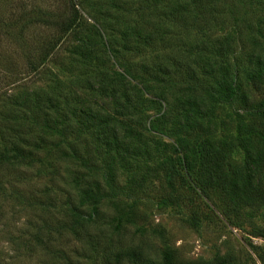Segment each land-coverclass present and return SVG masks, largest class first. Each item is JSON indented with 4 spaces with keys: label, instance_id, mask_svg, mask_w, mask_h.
I'll use <instances>...</instances> for the list:
<instances>
[{
    "label": "rangeland",
    "instance_id": "rangeland-1",
    "mask_svg": "<svg viewBox=\"0 0 264 264\" xmlns=\"http://www.w3.org/2000/svg\"><path fill=\"white\" fill-rule=\"evenodd\" d=\"M68 1L0 0V29L7 26L17 33L21 10L38 9L59 21L67 14ZM107 1L95 0L88 12L81 11V37L88 42L94 38L92 43L99 47L75 53L67 39L39 69L40 74L27 73L26 55L39 61L42 46L57 34L55 28L35 25L17 34L24 47L0 35V151L4 131L8 137L28 135L29 143L39 148L31 165L0 164V264H116L113 257L106 259L108 252L130 251L140 255L141 263L123 257L120 264H163L166 257L182 263L221 264L219 259H227V264H264V237L258 236L264 234V162L259 161H264V146L252 132L264 105V41L255 35L258 27L264 30V0L236 5L233 16L227 7L230 3L216 0L207 7L211 13L191 12L193 19L199 17L197 22L186 13L185 21L174 23L162 15L152 22L153 17L138 12L137 0H129L124 4L126 12L114 11L111 16L107 11L108 24L103 27L87 13L104 11ZM151 22L163 31L154 37V44L143 47L134 44L132 37L124 50L120 47L122 31H131L128 37L136 33L144 37ZM109 47L117 49L118 59ZM223 62L239 63L220 79L238 89L236 103L240 104H228L223 89L217 88L219 77L213 68ZM158 63L171 74L170 82L160 78L138 84L130 79L137 85L130 89L139 112L130 118L132 125L149 126L161 114L182 111L186 116L173 129L165 125L161 133L129 143L139 152L129 166H116L115 173L116 184L122 187L133 179L127 196L115 199L105 177L92 174L110 198L97 206L82 204L80 178L87 171L80 161H91L92 167L102 161L96 153L102 144L95 141L92 130L83 128L84 123L99 115L100 120L113 116L124 121L109 100L113 97L101 91L103 76L128 70L146 81ZM7 64L14 66L15 74L5 71ZM143 68L151 75L143 74ZM54 94L58 109L39 105ZM22 99L29 101L26 111L18 108ZM177 130L190 143L210 141L228 154L234 175L230 173L227 195L217 187L202 193L193 181L180 177L185 172L179 167L182 174L171 173L176 155L182 156L175 150L185 143L173 134ZM120 137H125L122 129ZM198 168L196 164L194 169ZM80 205L72 216L69 210Z\"/></svg>",
    "mask_w": 264,
    "mask_h": 264
},
{
    "label": "trees",
    "instance_id": "trees-1",
    "mask_svg": "<svg viewBox=\"0 0 264 264\" xmlns=\"http://www.w3.org/2000/svg\"><path fill=\"white\" fill-rule=\"evenodd\" d=\"M124 1V2H122ZM129 0H108L109 3L108 6H106L103 10L95 13L94 15L87 13V16L89 19L93 20L97 25L99 26H105L108 23L106 22V19L108 18L107 11L112 14L114 11H125L124 5ZM141 6L138 8V12L141 13L142 16L151 18L153 17L154 23L155 21H158V18H165L166 21L170 23H174L175 21H185L184 15L186 13H189V16L192 17V22H197L195 19H198L199 17L193 19L192 11L194 12H209L211 11L207 9V7H212L213 4L216 2V0H137ZM226 3H230L228 7V11L232 14V10L236 5H242L245 6L248 3H254L260 2L261 0H225ZM95 2V0H77L76 3H74L72 0H69V8L66 15H63V18L59 21H53L51 18H48V15L45 12H41L38 9L36 11H26L21 10L20 15L18 17V29L16 30L17 33H13L10 27L3 26V29H0V35L6 36L10 39H13L15 43L21 44L22 47H24L23 42L19 39L17 34L22 33L24 30L33 27L35 25L39 26H45L48 28H55L57 30V34L53 36L52 39H50L46 45L42 46L41 48V55L39 61H34L30 57L26 55V67H27V73L28 74H40V68L44 65L46 60L58 49L60 46L64 43L65 40H70V46L74 49V52L77 53L80 51L86 50L87 47L92 46H98L100 44L98 43H92L94 41V38H92V41L83 40L80 34V28L84 25L81 21H83V15L81 14V11L84 13V11L88 12V8L92 6L91 4ZM221 2V0L219 1ZM218 2V3H219ZM171 3V6H170ZM20 4V3H19ZM94 4V3H93ZM68 6V5H67ZM23 7V6H20ZM162 7V9H160ZM168 10V11H167ZM105 12V13H104ZM126 12V11H125ZM86 15V14H85ZM140 16V15H139ZM200 16V15H199ZM87 18V19H88ZM155 19V21H154ZM147 23V25H150L149 28L151 30H148L147 33H145L144 37L140 33L132 34V36L128 37L131 31H122V43L120 47L124 50L127 47L128 43L131 42V38H135L134 44H143L145 46H151L155 43V38H158V34H162L163 31H161L158 27V25ZM88 28V27H87ZM94 31H96V36L98 35L100 37V33L92 27ZM240 34V33H239ZM256 39H260L264 41V30L260 29L258 27L256 31ZM78 37V38H76ZM80 38V39H79ZM255 39V37H253ZM72 42H76L77 45H73ZM89 44V45H88ZM111 42V46H112ZM103 46V43H102ZM105 48V45H104ZM103 49V48H102ZM111 49V53L114 54V58L118 59V51L117 49L114 51L112 47H109V51ZM108 51V52H109ZM107 54V51H103ZM220 56H223L220 54ZM239 63H234L232 66H230L228 63H220V65L214 66V74H217V77H219V80H217V88L223 89V95L227 98V103L233 105L237 102V98L240 96L238 93V89L230 84H227L225 80L220 79L221 77H224L225 72H229L228 69L234 70L238 68ZM164 64L158 63L156 64L152 69V75L149 71L146 72V69L143 68V74L151 75L150 79L143 80L140 76H134L130 73V71H123V73H115L113 72L111 76H103L104 82H101L100 84L103 85L101 87V91H105L107 93V97H113L109 98V100L113 101L115 105H117L118 110H116L117 115L121 114L120 117L124 119L122 122H118L117 118L113 116L109 119L105 116H103L100 120V115L97 117L91 116L89 121L85 124L84 127L87 132H90L92 130V135H95L94 138L95 141L99 144H102V148L96 149V153L98 154L97 157L102 158L101 166L97 165L92 167L91 161H87L82 159L80 161V167L85 169L87 172L86 174L81 177V182L83 183V188L80 191V194L78 197L80 198V202L82 204L90 203L93 206L100 205L101 200L103 198H110V195L113 194V197L116 199L115 196H127V186L128 185H134L133 179H129L126 184L122 187L118 184H116L115 177H116V166H120V168L129 166L130 161L133 160L135 154L139 152L138 147H130L129 143L132 140H141L144 138L147 134L149 135L152 132L161 133L164 126L168 125L172 129L175 128V126H179V118L181 116H186V112H176L174 114H169L168 116L165 114H161L159 117L160 120L156 121L154 124H151L149 126H145L146 123L139 125L135 128L131 122L130 118L133 119L136 117V114H139L137 111L138 108L135 107V105L132 104L133 101H135L136 97L132 95V89H137V85H133L131 80L138 81V84H144V82L148 81H159L160 78H162L165 82L166 80H169L170 82V73L163 72ZM5 71L10 72L12 74H15L14 72V66L11 64H7V67L5 68ZM131 79V80H130ZM256 80V76L253 75L251 81L254 82ZM97 87L98 84H95ZM139 94V90L137 92ZM53 97H46L48 101H41L38 102L39 105L42 107L52 106L54 107L52 109H58V105H55L53 103L54 97L58 98V95H52ZM118 96L120 98H123V102H121L118 99ZM135 98V99H134ZM41 98L39 99V101ZM27 99H22L21 103L18 104V108L23 107V109L26 111L28 108ZM240 104V103H236ZM235 104V105H236ZM3 111V106L0 107V110ZM260 123L252 129L253 135L258 138L261 142V145L264 146V105L262 109L260 110ZM1 113V112H0ZM164 123V124H163ZM174 123V124H173ZM162 124L160 127L159 125ZM174 126V127H173ZM48 128L49 127H44ZM121 129L125 133V137H120V131ZM129 130V131H127ZM136 130L138 133L136 134ZM192 131V130H191ZM206 132V131H205ZM204 132V133H205ZM179 135V143L185 141L184 144L179 145V148L175 150V153L181 154L182 156L176 155V159H174V163H172V171L171 173L175 175H178V173H181V171H178L176 167H179L183 169L185 173H181L180 177H184L187 180H191L195 183V185H198L197 188L201 189L202 193H208L210 190L214 187L220 188L221 192L223 194L227 195V185L231 181V174L233 173V168L231 164L229 163V156L226 152H224L222 149H218L212 146L210 141L203 142L202 139L199 141H196L195 143H190L187 139V135L181 138V130L173 131V134ZM80 134V132L78 133ZM183 134H187L184 132ZM9 134L4 131L1 134L2 140L4 141L3 147L1 148L2 151H0V164L1 165H13V164H22V163H29V165L35 163L36 156V149L38 147L32 145L29 143V141L24 137H21L19 135L15 137H8ZM136 137V138H135ZM184 139V140H182ZM7 140V142H6ZM137 140V141H138ZM206 140V139H204ZM39 149V148H38ZM115 156L118 158V161H116ZM261 163L264 161L262 159L259 160ZM166 162L168 163L169 161ZM198 165V170L194 169L195 165ZM165 167V166H163ZM164 170L166 168H163ZM102 174L105 179V185L108 188V191L110 192V195H106L107 192L102 190L100 188V183L97 180L92 179V174ZM234 175V173H233ZM202 177V178H201ZM205 177V178H203ZM103 178V177H102ZM207 196V195H206ZM86 206V205H85ZM83 207V205H80L79 207H72L69 212L72 216H75L78 213V209ZM78 208V209H77ZM259 237H264L263 235H258ZM56 254L58 256L63 255L64 253L62 251H57ZM132 254L135 256L133 257ZM65 257V255H63ZM140 256L137 252L134 251L130 252H117V253H110L106 254V259L112 258L114 260V263L120 264L122 261V258L125 257V259L129 258L132 263H141ZM138 257V259H137ZM227 259H219V262L221 264H227ZM163 264H211L209 262H203L198 261L194 263H182L177 260L172 259L171 257H166L164 259ZM62 264V263H59ZM72 264V263H71Z\"/></svg>",
    "mask_w": 264,
    "mask_h": 264
}]
</instances>
